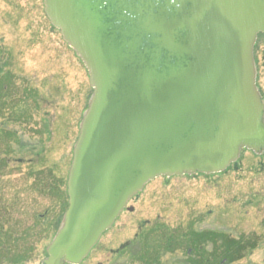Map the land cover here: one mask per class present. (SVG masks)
I'll list each match as a JSON object with an SVG mask.
<instances>
[{
    "label": "water",
    "instance_id": "1",
    "mask_svg": "<svg viewBox=\"0 0 264 264\" xmlns=\"http://www.w3.org/2000/svg\"><path fill=\"white\" fill-rule=\"evenodd\" d=\"M44 5L94 93L74 148L69 208L42 264H81L156 178L217 174L242 149L264 153L254 59L264 0Z\"/></svg>",
    "mask_w": 264,
    "mask_h": 264
},
{
    "label": "rangeland",
    "instance_id": "2",
    "mask_svg": "<svg viewBox=\"0 0 264 264\" xmlns=\"http://www.w3.org/2000/svg\"><path fill=\"white\" fill-rule=\"evenodd\" d=\"M256 49L260 90L264 34ZM3 77L10 98L1 127L17 137L6 142L5 165L0 158V230L12 240H7L12 252L29 253L16 258L0 242V264H42L69 208L74 147L93 93L84 63L51 25L44 0H0V81ZM188 228L255 240L250 255L232 264H264V153L244 151L238 164L217 175L155 179L129 201L81 264H147L133 257L146 235L164 240L168 232ZM162 238L153 239L151 249L161 253ZM217 245L207 243L200 252H216ZM159 259L158 264H185L188 258L179 251Z\"/></svg>",
    "mask_w": 264,
    "mask_h": 264
},
{
    "label": "trees",
    "instance_id": "3",
    "mask_svg": "<svg viewBox=\"0 0 264 264\" xmlns=\"http://www.w3.org/2000/svg\"><path fill=\"white\" fill-rule=\"evenodd\" d=\"M6 77H3L0 81V141L3 144V148L0 147V158L3 159V165H5L4 160V149L5 145L8 142L14 141V139L17 137V134L15 131H9L4 132V127H1V125H5V119L3 118L4 109L6 108L7 101H9L10 95L7 92L9 85H4L3 83H6ZM5 81V82H3ZM3 82V83H2ZM9 82H7L8 84ZM16 115V114H15ZM14 118H17V115L14 116ZM12 119L11 121H13ZM4 122V123H3ZM7 123V122H6ZM7 142V143H6ZM3 155V157H1ZM20 161V159H18ZM0 167H3L0 165ZM43 173V172H40ZM39 172L37 174H34L37 178L39 177ZM52 178V173L49 174ZM54 179V178H53ZM162 224L159 225L157 229H161ZM166 229V228H165ZM3 229L0 230V242L3 247H8V241H12L10 239L5 240L6 235L4 234ZM162 238V236H156L153 238H149L146 235L145 238L141 242L143 248L140 251V254L138 252L134 253V256L138 261H145L148 262L147 264H158L160 259L159 256L162 253H169L174 254L176 252L182 251L186 253L187 255V262L185 264H232L234 262H237L238 260L244 259L247 257V255H250V253L255 249V247L258 246V243L254 240L250 239H241V240H232L226 237L225 235H221L220 233L215 232H197L195 233L190 228L188 229H176L168 232L164 240L162 238V245L165 242V246L163 250H161V253L159 250L151 249L150 245L153 241ZM12 239V238H11ZM212 243L213 245H217L220 243V245H217L216 252L213 250L211 253H207L206 251L200 252L203 250V246H205L207 243ZM135 244V243H134ZM134 246V245H133ZM15 248V247H13ZM252 249V250H251ZM10 250L9 254L12 256H16V258H26L28 251L19 252L16 254L15 249L9 248ZM154 252V255H152V259H150L151 254Z\"/></svg>",
    "mask_w": 264,
    "mask_h": 264
},
{
    "label": "flooded vegetation",
    "instance_id": "4",
    "mask_svg": "<svg viewBox=\"0 0 264 264\" xmlns=\"http://www.w3.org/2000/svg\"><path fill=\"white\" fill-rule=\"evenodd\" d=\"M257 51V49H255V52ZM256 60L258 61V59L256 58ZM262 81L264 82V80H261V84L260 86V93H261V97H262V101L264 103V84L262 83Z\"/></svg>",
    "mask_w": 264,
    "mask_h": 264
}]
</instances>
